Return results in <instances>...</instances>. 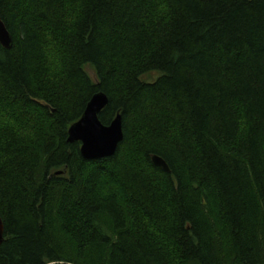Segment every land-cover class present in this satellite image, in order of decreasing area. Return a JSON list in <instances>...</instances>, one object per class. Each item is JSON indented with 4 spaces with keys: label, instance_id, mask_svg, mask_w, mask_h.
Instances as JSON below:
<instances>
[{
    "label": "trees",
    "instance_id": "trees-1",
    "mask_svg": "<svg viewBox=\"0 0 264 264\" xmlns=\"http://www.w3.org/2000/svg\"><path fill=\"white\" fill-rule=\"evenodd\" d=\"M0 17V264H264V0H0ZM99 91L123 137L88 160L67 129Z\"/></svg>",
    "mask_w": 264,
    "mask_h": 264
},
{
    "label": "water",
    "instance_id": "water-1",
    "mask_svg": "<svg viewBox=\"0 0 264 264\" xmlns=\"http://www.w3.org/2000/svg\"><path fill=\"white\" fill-rule=\"evenodd\" d=\"M12 36L0 17V45L10 48ZM108 97L102 92L94 93L87 101L82 115L70 124L67 129L69 142H80V154L84 159H97L111 156L123 137L120 115L117 114L109 124H103L98 119V113L107 104ZM151 160L163 170L169 171L166 161L153 154ZM3 238V222L0 217V243Z\"/></svg>",
    "mask_w": 264,
    "mask_h": 264
},
{
    "label": "rangeland",
    "instance_id": "rangeland-1",
    "mask_svg": "<svg viewBox=\"0 0 264 264\" xmlns=\"http://www.w3.org/2000/svg\"><path fill=\"white\" fill-rule=\"evenodd\" d=\"M155 75V73H150L149 75H146L145 77H147V78H151V77H153Z\"/></svg>",
    "mask_w": 264,
    "mask_h": 264
}]
</instances>
